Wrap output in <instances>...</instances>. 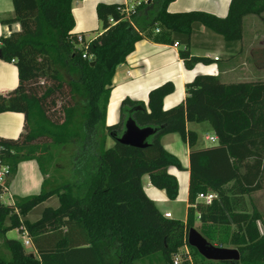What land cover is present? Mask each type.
I'll return each mask as SVG.
<instances>
[{
	"label": "trees",
	"instance_id": "obj_1",
	"mask_svg": "<svg viewBox=\"0 0 264 264\" xmlns=\"http://www.w3.org/2000/svg\"><path fill=\"white\" fill-rule=\"evenodd\" d=\"M12 1L13 18L0 23L19 24L21 30L1 39L0 59L15 64L19 84L0 95V113H21L25 123L18 139L0 138V169L9 168L0 184V264H173L172 257L189 246L198 217L197 230L210 243L235 246L241 254L240 262L216 263H264L259 227L264 223L247 202L264 190V81L225 84L218 76L199 75L186 85L185 100L165 110L164 99L175 90L168 82L150 92L148 106L125 99L121 121L106 124L114 75L149 32L163 29L185 37L180 58L192 70L211 63L191 52L196 25L226 42L242 41L245 18L262 17L264 0H232L225 18L201 11L170 13L175 0H150L128 19L119 12L121 5L100 3L101 33L82 48L78 35L85 34L74 33L73 15L74 1L82 0ZM128 118L154 129L145 148L119 143ZM189 123H209L217 145L196 149L198 137ZM169 134H179L190 149L186 222L166 218L142 185L148 175L169 200L178 199L179 182L169 168L183 167L162 144ZM57 149L70 150V177L46 190V160L52 162ZM32 160L45 178L41 193L6 205L2 196L18 166ZM207 193L216 195L211 204L199 202ZM54 196L57 208H45L34 223L27 220ZM13 230L28 234L36 254L7 237Z\"/></svg>",
	"mask_w": 264,
	"mask_h": 264
},
{
	"label": "crops",
	"instance_id": "obj_2",
	"mask_svg": "<svg viewBox=\"0 0 264 264\" xmlns=\"http://www.w3.org/2000/svg\"><path fill=\"white\" fill-rule=\"evenodd\" d=\"M231 1L175 0L169 5L168 11L170 13L201 11L225 18L228 15ZM100 3L125 6L128 0L74 1L73 15L76 22L74 33L85 34L88 40L101 33V24L97 16V6ZM13 16V1L0 0V21L13 18ZM253 21L250 22V25ZM20 30L19 24H13L9 27L0 23V41L12 32H19ZM258 37L257 33L252 34L250 31L247 38L243 34L242 41L229 43L223 37L207 30L204 26L196 25L191 41V52L195 56L210 59L211 63L207 65L200 63L194 69L188 70L180 58V50L185 47V37L163 29H160L159 33L156 30L149 32L145 39L136 44L134 52L127 58L125 64L118 67L114 75L113 88L107 107L106 124L112 126L121 121V104L125 99L140 101L148 106L150 92L168 82L174 84L175 90L164 99L163 106L165 110L171 109L185 100L186 85L192 83L199 75L218 76L225 84L259 81L247 79V71L251 70L252 66L258 71L262 67V62L258 57L262 53L260 54L253 46ZM18 84V69L15 64L0 59V95L7 96L18 87ZM24 123L25 117L21 113H0V138L18 139L24 131ZM196 124L189 123L187 125L189 131L197 134L196 149L211 147L207 143H212V146L217 145L218 142L211 141V138L216 137L212 126L209 123H207L209 126H206V123L194 126ZM161 141L166 151L174 155L183 167L182 171L175 167L169 168V173L175 176L179 182L178 199L176 201L169 200L164 191L152 185L148 175L142 178L143 189L162 214L170 213L172 219L182 221L175 217L177 213L175 210L180 204H184L186 217L182 222H186L189 206L190 149L179 134L165 135ZM113 145L114 141L109 138L107 146L112 147ZM44 181L45 178L36 161L20 163L16 176L9 184L8 192L4 194L8 196V204H14L17 198L24 199L39 195ZM4 195L2 196L3 202ZM53 199L55 198L52 197L39 206L42 209L36 219L31 220L30 217L39 207L27 216V220L34 223L41 218L45 208H57L59 202L55 206L49 205ZM259 227L262 232L261 224H259ZM7 237L23 242L22 235L18 230L10 231ZM25 248L32 249V254H36L32 244Z\"/></svg>",
	"mask_w": 264,
	"mask_h": 264
},
{
	"label": "rangeland",
	"instance_id": "obj_3",
	"mask_svg": "<svg viewBox=\"0 0 264 264\" xmlns=\"http://www.w3.org/2000/svg\"><path fill=\"white\" fill-rule=\"evenodd\" d=\"M264 15L262 17L258 16H249L248 18L245 19L244 21V36L246 38L249 36L250 31L253 33H257L259 36L258 39H256L255 44L253 45L254 48L257 49L260 54L262 55L258 56L259 60L262 62L261 63V69L258 71L257 69H254L253 66L251 70L247 71V79H253V80H262L264 79ZM254 20L251 25L250 22ZM262 42V44H260ZM260 66V65H259ZM206 126H209L207 123L205 124ZM194 126H197L194 125ZM204 137V136H203ZM207 145L212 146V143H207ZM69 155H70V150H61L57 149L54 152V160L52 162H48V169L47 171V177L46 180L48 182L46 186V190H50L53 187L60 186L63 182L69 179L70 177V171H71V166L69 164ZM55 199H53L49 205L55 206L59 202L58 197L54 196ZM247 202H248V210L250 213H253L254 211H257V213L261 216L262 218V223H264V190L257 192L253 194L252 196L247 197ZM4 203L8 205L9 200L8 196L4 195ZM42 207L37 208L32 214L30 219L34 220L36 219V216L39 215ZM177 213L175 217L180 220H184L186 217V207L184 204H180L176 210ZM200 225L199 218L196 221L195 229H197ZM264 224L261 225L262 232L264 233ZM2 242L0 241V246ZM213 244V243H211ZM217 247H224V248H229V249H237L235 246L232 245H226V246H218L216 244H213ZM29 254H32L33 250L32 249H26ZM9 258V257H8ZM173 264L175 261H178V264H219L216 262H210L205 260L202 256L198 254V252L195 249L190 248L189 246H184L182 247L177 254H175L172 257ZM135 264H149L147 262H135ZM264 264V263H261Z\"/></svg>",
	"mask_w": 264,
	"mask_h": 264
},
{
	"label": "water",
	"instance_id": "obj_4",
	"mask_svg": "<svg viewBox=\"0 0 264 264\" xmlns=\"http://www.w3.org/2000/svg\"><path fill=\"white\" fill-rule=\"evenodd\" d=\"M92 65H95L92 62ZM154 134V129L140 128L132 118H128L125 123L123 135L118 139L119 143L134 147L145 148L149 138ZM188 245L207 261L212 262H240L241 254L237 249L217 247L211 244L197 229L192 228L188 234Z\"/></svg>",
	"mask_w": 264,
	"mask_h": 264
},
{
	"label": "built area",
	"instance_id": "obj_5",
	"mask_svg": "<svg viewBox=\"0 0 264 264\" xmlns=\"http://www.w3.org/2000/svg\"><path fill=\"white\" fill-rule=\"evenodd\" d=\"M149 1L150 0H128V3L125 6H121L119 8V12L122 15H124L126 18L130 19L131 16H133L136 13L137 8L139 6ZM110 22L113 24L115 23L113 19H111ZM156 31L157 33H159L160 29H157ZM87 41L88 39L86 35H78V42L81 48L86 45ZM83 58L91 60L92 56H89L88 54H84ZM211 141L218 142V138L217 137L211 138ZM8 177H9V168L6 166L2 167L0 169V184H4L6 180L8 179ZM215 197L216 195L214 193L200 194L198 196V201L204 204H211V202L215 199ZM164 216L168 219H172V215L170 213H167ZM22 239H23V244L25 247H28L31 245V241L27 233L22 235ZM174 264H178V261H175Z\"/></svg>",
	"mask_w": 264,
	"mask_h": 264
}]
</instances>
